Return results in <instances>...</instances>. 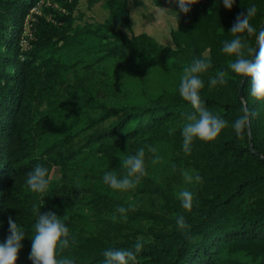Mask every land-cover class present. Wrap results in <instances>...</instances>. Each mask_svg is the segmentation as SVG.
<instances>
[{"label":"trees","instance_id":"16d2710c","mask_svg":"<svg viewBox=\"0 0 264 264\" xmlns=\"http://www.w3.org/2000/svg\"><path fill=\"white\" fill-rule=\"evenodd\" d=\"M80 1L0 0V243L11 216L25 232L15 264H32L37 212L52 210L71 237L57 257L75 264H102L109 248L135 252L137 241L143 246L135 264H264V98L251 95L250 77L242 82L228 67L236 53L221 50L240 36V54L247 58L253 48L255 55L264 0H235L231 9L222 0H197L187 13L175 4L167 42L132 32L129 6L141 0H87L106 14L81 23L74 15ZM253 5V33L230 32ZM195 58L211 60L199 74L200 97L226 124L212 140L194 139L185 153L181 129L198 112L180 96V79L136 102L123 72L134 60L180 71ZM220 72L224 83L210 85ZM79 83L104 99L71 87ZM245 109L249 130L237 135L232 125ZM163 146L170 149L166 170H145L133 202L99 186L103 177L93 172L123 169L121 152L149 154ZM36 165L48 169L44 193L26 185ZM185 171L200 181H187ZM181 189L192 193L191 209L181 206Z\"/></svg>","mask_w":264,"mask_h":264},{"label":"clouds","instance_id":"9594fccd","mask_svg":"<svg viewBox=\"0 0 264 264\" xmlns=\"http://www.w3.org/2000/svg\"><path fill=\"white\" fill-rule=\"evenodd\" d=\"M172 3L178 5L181 12L187 13L197 0H171ZM224 7L231 9L235 0H222ZM256 8L253 5L248 7L246 14L242 13L237 16L235 23L229 29L232 33H253L254 29L249 23V17L255 15ZM256 44L258 49L255 51L254 59L250 60L253 55V48L249 51L251 55L247 58L243 57L240 52L243 47L241 37L236 36L230 41L223 43L222 51L228 54L236 53L237 58L230 62L229 68L233 73L243 77L251 78V95L258 100L264 98V31L256 36ZM211 64V60L207 58H195L190 64L183 68L178 91L180 96L190 102L193 108L198 112V116L193 114L189 116V122L185 123L181 129L182 148L185 153L191 152V145L194 139L212 140L221 129L225 126L226 121L219 115L209 112L204 106L200 97L199 90L203 87V81L200 78L201 73L205 72ZM224 83L223 72L218 73L215 77L210 78V85ZM247 110L233 122V129L237 135L247 126ZM154 151V149H150ZM144 149L140 148L135 153L127 155L121 161V167L126 170V175H118L115 171H105L103 174V182L110 188L116 190H127L134 188L137 181L143 176L144 168ZM158 159V158H157ZM185 179L189 182L200 181L201 177L190 172L183 173ZM48 169L42 165H36L27 174L26 185L36 193H44L49 186ZM180 204L184 209H191L193 204V195L187 189H181L176 193ZM120 213H124L126 209L120 207ZM58 214L52 210L41 212L38 210L37 218L34 224L35 234L31 237V249L28 259L32 264H75L73 259L64 257L58 258V249L67 248L71 237L66 224L58 218ZM177 224L181 228L185 225L183 216L177 217ZM8 235L3 243H0V264H15L18 251L23 247L22 240L25 232L17 222L8 218ZM143 246V242L137 241L134 244L135 252H139ZM135 252L127 249L109 248L103 252L102 264H135Z\"/></svg>","mask_w":264,"mask_h":264},{"label":"rangeland","instance_id":"374dc122","mask_svg":"<svg viewBox=\"0 0 264 264\" xmlns=\"http://www.w3.org/2000/svg\"><path fill=\"white\" fill-rule=\"evenodd\" d=\"M175 3L171 0H141L140 5L130 4V20L132 24V32L138 33L146 31L151 34L154 38L167 42L169 40L168 29L169 26H174L173 14H174ZM33 12H38L39 8L35 7L32 9ZM106 12L102 8L99 2H95L92 6H88L87 0H81L74 15L78 22H92L100 21ZM27 24L25 25V35L28 34ZM183 70L174 71L170 69L162 68H145L138 65V61H131L125 68L123 74L126 79L128 86V96L131 100L139 102L145 95H154L162 90H171L177 81L180 79ZM69 76L64 75L60 85H64ZM84 89L82 90V84H78L76 87L71 86L74 90L85 91L90 93L93 98L103 100L104 95L93 91L92 87L86 83L83 84ZM95 96V97H94ZM128 155V152L123 151L120 154L122 160ZM158 158V159H157ZM170 158L169 147L163 146L161 149L154 151L153 153L144 154V168L153 174H161L166 170ZM121 160V161H122ZM121 165V162L118 166ZM93 167L96 164L92 165ZM98 167V166H97ZM121 167V166H120ZM118 175H126V170L115 169ZM95 175L103 177V173L93 172ZM94 179V178H91ZM100 187L108 192L117 195H126L129 201H134L135 192L138 188V181L134 188L127 190H116L110 188L107 184L102 181L98 182Z\"/></svg>","mask_w":264,"mask_h":264},{"label":"water","instance_id":"95a60500","mask_svg":"<svg viewBox=\"0 0 264 264\" xmlns=\"http://www.w3.org/2000/svg\"><path fill=\"white\" fill-rule=\"evenodd\" d=\"M260 31H261V28H260ZM252 57H254V54H253V56ZM253 59V58H252ZM240 89H241V87H240ZM247 128H248V130H249V126H247ZM257 153V152H256Z\"/></svg>","mask_w":264,"mask_h":264}]
</instances>
